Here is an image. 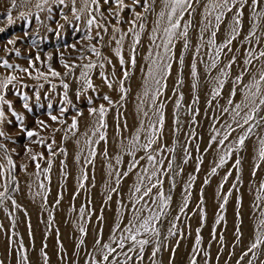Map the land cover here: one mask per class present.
Wrapping results in <instances>:
<instances>
[{
  "label": "rangeland",
  "instance_id": "rangeland-1",
  "mask_svg": "<svg viewBox=\"0 0 264 264\" xmlns=\"http://www.w3.org/2000/svg\"><path fill=\"white\" fill-rule=\"evenodd\" d=\"M151 2L152 0H148V3ZM38 3L41 4V8L36 7ZM85 3L86 0H75V4L73 0H65L63 5L58 2L53 3L52 0H49L47 4H43L42 0H16V7L13 8L12 0H0V29H4L0 32V78L10 74L20 78L14 82L15 86L9 85L8 89L3 90L2 93L5 99L11 102L12 109H8L7 105H0L6 117L5 122L0 124V130L11 137V140L0 138V142L6 145L16 165L15 169L9 173L6 160L0 154V164L5 165L4 173L0 175V191H4V186L7 185V195L16 201V205H13L11 200H5L3 205H0V262L19 264L21 253L24 251L30 259L34 246L37 244V246L40 245L41 264H45L44 253H47L48 242L52 241L55 245L53 252L63 257L64 264H67L66 248L61 242L59 231L60 224L66 225V221L60 223L58 215L68 209L70 212L77 210L79 217L77 221L80 222L77 224L78 233L74 243L75 262L70 264H86L90 261L98 234H102L104 242H109V237L117 224L123 226L132 218L136 208L150 203L148 197L140 203H134L133 196L142 195L143 187L141 193L134 194L131 189L137 176L142 173V169L147 167L150 172L151 165L146 160L140 159L145 156L143 151L136 152L133 156L128 154L126 146H129V141L137 134L140 137L139 142L146 143V137L151 132L149 124L152 123L156 126L158 137V144L153 147L163 149L162 152L154 154L158 159L164 160L158 177H153L152 182H155L157 178L163 180V191L166 195L172 196L170 208L167 210L170 214L163 225H157L161 228L160 239L163 244L155 257L156 264H190L193 259V249L196 248L197 229H200L201 236V244L196 248L195 256L198 264H238V262L239 264H249V262L264 264V245L251 252L248 251L256 236L264 234V226L261 225V221H264V160L259 157L260 142L264 139V120L260 118L264 117V111L256 114V118L250 121L249 125H244L245 129L251 126L252 132L242 147L237 143L239 135L242 134L241 129L237 128V131L229 136L225 146H232V155L227 158L223 167L217 168L214 175L211 172L226 147L211 143L210 138L217 131L220 133L217 139L222 138L228 131L227 124H231L233 128L237 127L233 120L234 105L243 100L242 92L237 90L232 105L228 104V98L236 75L240 74L244 67L243 59L249 47L244 37L248 35L253 23L250 0L249 5L244 8L246 11L249 7L247 11L250 14H247V17L243 14L242 29L240 35L233 41V51L228 52L225 49L220 56L218 69L225 68L232 56L236 57L233 67L225 69L229 73L228 76H220L218 69L208 68L211 56L206 53H213L214 50L206 43L210 33L201 34L200 32L202 22H205L204 6L208 0L193 2L192 9L185 13L183 19H186V22L192 21L193 24L189 28L190 47L184 49L182 40H174V47L169 53L171 59L166 61L172 67L170 74L162 81L164 85L160 89L162 95L156 101L155 107L150 98L141 97L140 93L143 91L147 77L149 53L150 51L155 53L156 45L162 43L161 39H157L155 43L150 42L152 29L156 26L158 19L157 13L161 10V0H156L155 11L150 10L147 13H144L142 7L135 6V11L145 16L143 21L145 28L140 30L137 27L136 29L140 32V43L135 46V53H133V43L130 48V57L135 54L137 60L141 54L139 66L134 68L130 63L121 65L119 57L115 55L114 50L119 46L125 59L129 45L125 46V37L120 40L121 34L116 35L118 32L113 30L115 26L120 29L119 33H127V36H131L132 34L127 32L130 27L127 21L134 18L133 13L125 10L121 13V22L118 23L114 17L108 15L106 9L109 6L103 4V0H100V12L104 13L103 18L99 12L95 11L96 5L87 0V8H85ZM125 3L132 6V0H125ZM73 8L76 9L75 13ZM90 11L97 21L107 27V32L95 24L87 25ZM8 13L11 14L13 21L11 24L8 23ZM21 13L24 15L22 16ZM65 16L67 19L64 18ZM76 16L80 19L77 20ZM231 17L232 13H228L221 25L217 33V45L225 41L227 26L232 22ZM139 23L140 21H137V24ZM259 23L262 22L259 21L257 24ZM161 24H166V21H161ZM260 26L261 28L257 29V38L264 36L262 32L264 23ZM89 35L92 39H87ZM9 40H14L15 43L9 44ZM118 40H120L119 45H117ZM92 46L101 53L100 57L90 51ZM253 46L257 52L264 50V39L261 44ZM17 51L20 53L19 56L16 55ZM37 55L40 57L39 60L36 59ZM181 56L184 59L183 65L179 62ZM5 59L13 66L28 68L32 74L31 77L15 67L4 68L2 64ZM62 59L71 67V71L63 66ZM29 60L32 61V67L29 66ZM109 60L111 64L108 63ZM90 62L97 65L89 72L94 88L85 91L81 72L85 71L83 65ZM192 63L197 65L196 77L191 75ZM261 63H264V59L254 61L256 68ZM100 64L104 67H99ZM49 65L60 75L52 76ZM251 70L255 72V68ZM124 71L129 73L128 79H124ZM37 72L45 73L47 78L34 79ZM101 73L112 83L111 89L108 88ZM218 76L225 80V84L221 94L212 99L213 91L210 93L208 89L213 78ZM249 79V76L244 77L245 82ZM117 80L118 85L123 80L124 88L127 90L123 100L119 86L117 88ZM64 84L68 85L67 89L64 88ZM187 90L191 91L190 98ZM65 91H67V99L71 101L70 104L65 102ZM78 91L79 96H77ZM37 93H39V99H37ZM104 95L111 98L112 105L103 99ZM181 95L183 99L180 101V107L176 108L175 102ZM25 96L28 97L27 100L24 99ZM142 98L143 107L136 110L137 113L134 111L135 117L131 119L132 122L127 121L126 105L131 102L139 105ZM25 103L28 108H24ZM161 103L164 105L162 129L156 123L158 116L155 114ZM101 104L108 109L105 116L106 128H100L98 115L89 112L90 108H99ZM224 107H227L229 111L224 112ZM61 108H66L67 111L61 114ZM13 111L23 117L22 124L12 115ZM245 111L247 109L241 111V116ZM145 112L148 113L147 116L144 115ZM49 113L57 116L63 123L52 121ZM74 118L78 122V128L70 129ZM37 121H44L49 127L41 130ZM240 122L243 121L240 120ZM168 124L169 127H167ZM86 126L91 129V136L88 137L90 144L86 147L85 159L76 167L75 161L81 157L82 152L81 149L76 150L71 160L68 153V141L79 135L80 127ZM27 130L40 132L45 143L43 145L31 143V140L37 137L28 138ZM166 130L169 131L166 132ZM123 131L124 138L114 145L116 151L111 155L109 142L112 137L120 139ZM101 132L105 134L104 140H99ZM210 143L211 147H209ZM48 144L52 145L51 154L47 148ZM25 146L31 147L33 153H42L43 159L32 161L31 154L25 153ZM172 148L175 152L169 153L168 149ZM118 156L119 163H117ZM185 158L188 160L187 163H184ZM99 159L103 162L101 165L98 164ZM134 159L140 160L131 172H137L136 177L130 179L131 173L127 177L120 176L121 182L117 186V174L128 171ZM237 159L240 161L239 166L236 165ZM49 160L51 167L45 172L44 170L49 168ZM111 160L116 162L115 167L110 166ZM169 161L173 163L172 171H168L166 167ZM37 163L40 165L39 169L36 168ZM25 165L26 168L23 167ZM112 170H115L114 173L111 172L113 178L109 180L107 173ZM84 174L87 175L86 180L83 178ZM32 180L36 181L40 190L36 189V184L31 190ZM70 180L72 185L68 186ZM144 183L147 185L148 180L145 179ZM41 184L45 186L43 189L40 187ZM155 191L154 189L153 193ZM109 196L111 199L108 198ZM185 198L188 199V205L181 213L180 206ZM28 203L36 204L44 212L39 217L40 209L34 211L39 218V225L41 224L37 236L31 228V217L27 211ZM82 207L85 209L83 218L80 215ZM177 215L180 219L174 221L176 227L173 229L176 235L169 236L170 221H173ZM221 217L222 219H219ZM218 219L219 222H217ZM81 227L86 230L85 233L80 231ZM89 229H91L93 241L86 252L84 244ZM153 247L154 245L146 247L142 264H152ZM5 250L8 257L6 261L3 258ZM245 252L248 254L241 260L240 257ZM14 253L15 259H11ZM79 257H81L80 262H77ZM116 259L122 261L124 257L120 255ZM134 264H141L135 255Z\"/></svg>",
  "mask_w": 264,
  "mask_h": 264
},
{
  "label": "snow or ice",
  "instance_id": "snow-or-ice-1",
  "mask_svg": "<svg viewBox=\"0 0 264 264\" xmlns=\"http://www.w3.org/2000/svg\"><path fill=\"white\" fill-rule=\"evenodd\" d=\"M43 4H47L49 0H42ZM53 3H59L63 5L65 0H52ZM91 4L96 5L95 11L99 12L101 17H104V13L100 12V0H90ZM193 2L199 3V0H161V10L157 13L158 19L156 21V26L152 29V34L150 36V42L155 43L157 39H161L162 43L157 44L156 48L163 49V54L160 51L155 52L156 59L151 60V66L147 70V79L145 80L144 84V97H148L153 102V106H156V101L158 100L159 96L162 95L160 89L164 85L162 81L166 79L167 75L170 74V70L172 65L167 63L166 61L171 59L169 53L172 51L174 47V40L175 41H183L184 49H188L190 47L189 43V28L193 26L192 21H188L182 24V20L184 19V15L188 12L189 9H192ZM251 7H252V25L249 30L247 36L244 37V40L249 45L243 59V65L240 74L236 75L235 80L233 81V87L229 92L228 104H233V98L237 94V90L239 89L242 92L243 100L241 103H237L234 105L235 111L233 120L236 123V128H233L231 124H227L226 128L228 131L222 136V138L217 139L220 133L217 131L215 135H213L210 140L211 143H215L218 146H225V141L229 139V136L232 133L237 131V128L242 130V134L239 135L237 143L239 146H243L245 140L248 139L249 135L252 132V127H248L247 129L244 128V125H249L250 121H253L256 118V114L260 111H264V63H261L258 68L255 67L254 61H259L264 59V50L259 52L256 51V48L253 46L261 44L262 39L264 36L257 38L256 33L257 29L261 26L256 24V20H260L264 23V0H250ZM73 4H75V0H73ZM103 4L108 5L109 7L106 9L109 16L114 17L117 22H121V13L125 10H128L133 13L134 18L129 23L130 27L128 28L127 32L133 35V53H135V46L140 43V32L136 31L137 27L140 30L145 28V24L143 21L145 20V16L135 11V6H139L143 8L144 13L151 11H155V4L156 0H152L151 3H148V0H132V6H129L125 3V0H103ZM249 5V0H208V3L204 6V21L202 22V26L200 28L201 34L204 32H209L210 37L207 40V44L211 46L214 50L213 53H206V55H210V63L208 64V68L210 69H218V65L220 64V56L222 55L223 51L227 49L228 52L233 51V41L237 39L240 35V30L242 29V18L244 14V8ZM12 7H16V0H12ZM37 8H41V4L36 5ZM261 8L259 12L256 11L257 8ZM85 8H87V0L85 3ZM51 10V9H49ZM84 11V9H81ZM73 12H76V9L73 8ZM228 13H232L231 17V24L227 26L228 32L225 37V41L219 45H217V33L221 29V25L224 23L225 18ZM23 16L24 14L21 13ZM90 18L87 20V25L92 26L96 25L99 28H102L104 32H107L108 29L105 27L104 24H101L97 21L95 15H92L91 11L89 12ZM211 17V18H210ZM67 19V17H64ZM76 19L79 20L80 17L76 16ZM137 21H140L137 24ZM161 21H166V24H161ZM214 21V22H213ZM13 21L11 19V14L8 13V23L11 24ZM113 30L115 32H120L119 28L113 26ZM4 31V29H0V32ZM264 32V29H262ZM161 34V35H158ZM99 35V33L97 34ZM127 33L121 35L120 40L124 39V36ZM87 39H92V36H87ZM120 40L117 41V45L120 44ZM201 40H203V36L201 35ZM15 43L14 40H9V44ZM35 44V41H33ZM199 49H197L198 51ZM90 51L95 53L96 56L100 57L101 53L97 51L95 46L90 48ZM115 55L119 57V62L121 65L125 64V60L123 55L121 54V48L118 46L115 50ZM16 55L19 56L20 53L17 51ZM152 56V52L150 51L149 57ZM37 60L40 59L39 55L36 57ZM51 59V56H49ZM130 64L134 68L137 60L135 54L130 57ZM180 64H184V59L180 57ZM61 63L66 69L71 71V67L61 60ZM111 64V60L108 61ZM236 63V57L232 56L229 60V63L225 65V68H219L220 76H228L229 73L225 69H231L233 65ZM2 66L7 69H13L14 67L18 69L22 73H26L31 77V72H29L28 68H21L19 65L13 66L10 64L6 59L3 60ZM29 66L32 67V61L29 60ZM255 68V72L251 70V68ZM97 65L95 63H88L83 65L85 71L81 72V79L83 80V87L84 90L93 89L94 85L92 79L89 76V72L96 68ZM99 67L103 68L104 65L100 64ZM49 72L52 76H59L60 73L54 71L51 66L49 65ZM115 75V73H113ZM191 75L193 77L197 76V65L196 63H192L191 65ZM102 78L104 79L105 83H107L108 88H112L113 85L111 82L107 80V77L101 73ZM249 76L250 79L245 82L244 77ZM40 77L47 78L45 73L37 72V75L33 77L34 79H40ZM124 79H128L129 73L127 71L123 72ZM20 78L16 75L10 74L3 76L0 78V105H7L8 109H12V104L9 100L5 99V96L2 94L3 90L8 89L9 85H14V82H17ZM216 81V86L213 88L212 99H215L217 96L221 94V91L224 87L225 80L220 79V77L213 78ZM180 83L182 84L183 81L181 80ZM43 85H41L42 87ZM195 87V85H193ZM64 88L67 89L68 85L64 84ZM119 91L121 92V99L125 98V93L127 90L124 88L123 80L119 82ZM151 92V96L149 93ZM79 91L77 92V96H79ZM65 102L71 103L70 100L67 99V91L64 94ZM25 100L28 99L27 96L24 97ZM37 99H39V93H37ZM103 99L108 102L109 105L113 104V101L108 95H104ZM183 99L181 95L180 98L175 102L176 108L180 107V101ZM211 103V101H209ZM243 105V109H247L244 112L243 116H241V111ZM51 107V105H49ZM164 105L161 103L159 105L158 111L155 113L158 116L157 124L162 129L164 124V117L162 114V109ZM24 108H28L27 103L24 104ZM67 111L66 108H61L60 112L63 114ZM108 109L105 108L103 104L99 106V108H90L89 112L93 115H98L99 117V127L106 128L107 125L105 123V116L107 114ZM224 112H228L229 109L227 107L223 108ZM12 115L16 117L18 121L23 123V117L19 115L17 112L13 111ZM50 118L54 122L63 123L57 116L51 115L49 113ZM145 116L148 115L147 112L144 113ZM240 118V119H237ZM264 120V117L260 118ZM6 120L5 111L3 107H0V124L4 123ZM240 120L243 122L241 123ZM178 122V121H177ZM41 130L47 129L49 127L44 121H37ZM78 122L74 118L70 129H77ZM149 128H151V132L148 137H146V143L141 144L139 134H137L132 140L129 141V146H126L127 152L130 155L135 156L136 152L143 151L145 156L140 157V159H144L147 161L149 165H151V171L147 167L142 169V173L137 176V180L133 183L131 191L135 193H141V189L143 187L142 195L139 197L133 196L134 203H140L145 197L149 198L150 203H146L141 205V207L136 208L133 212V216L131 219L127 221L126 224H117L116 228L113 230V234L109 237V242H104L102 234H98L94 246H93V255L92 259L86 264H134V255L141 261V264L144 260V253L146 247L150 245H154L153 250L151 252L152 264H156L155 257L157 253L160 252L163 241L160 239L162 233L161 228L157 225H163L165 219H167L168 215L170 214L167 211L170 208L172 202V196L166 195L163 191V180L157 178L155 182H152L153 177H158V173L161 170L160 166L164 164V160L158 159L154 153H160L163 151L161 148H154V145L158 144V137L156 133V126L152 123L149 124ZM23 130V129H22ZM95 134V132H94ZM26 135L28 138L37 137L35 140H31L33 144H40L43 145L45 143L44 138L40 136V132L35 130H27ZM0 138L11 140V137L7 135V133L3 130H0ZM105 134H99V140H104ZM14 142V141H13ZM54 142V141H53ZM211 143L209 147H211ZM261 146L259 148V157L261 160H264V139L260 142ZM226 150L223 151V154L219 156V161L216 167H213L211 172L214 175L218 167H223L226 163L228 157L232 155L233 148L232 146H225ZM48 151L52 153V145H47ZM169 153H174L175 149H168ZM25 153L31 154L30 159L32 161H36L38 159H43L42 153H33V149L31 147L25 146ZM185 153H187V149H185ZM0 154H2L3 158L6 160V165L9 173L15 169L16 165L12 159V156L9 155V150L6 145L0 142ZM92 155L94 156L95 153L93 152ZM105 155L107 152L105 151ZM175 157H173L174 159ZM120 162V157H117V163ZM187 158L184 159V163H187ZM49 168L45 169L44 171L47 172L50 170L51 161H48ZM140 163L139 159H134L133 163L129 166L128 171L124 173L117 174L116 184L119 186L121 180L120 176L127 177L129 173L133 171L134 168ZM240 161L236 160V165L239 166ZM23 167H27L26 165ZM167 170H173V163L169 161L167 163ZM36 168L39 169V163L36 164ZM5 169L4 164H0V175H3ZM182 171V169H181ZM146 174V175H145ZM255 174V173H253ZM39 175V173H37ZM231 175V173H228ZM83 178L86 180L87 175L84 174ZM145 179L148 180V184L145 185ZM194 179V177H191ZM226 179V177H225ZM207 183V181H205ZM222 186V185H221ZM43 189L45 186L43 184L40 185ZM83 187V184H81ZM173 187H174V178H173ZM156 190L153 193V190ZM112 191H116V189H112ZM8 187L7 185L4 186V191H0V205H3L5 200H11L13 205H16V201L11 198L10 195H7ZM111 199V196L108 197ZM59 203V201H57ZM225 203H227V198H225ZM188 205V199L185 198L183 204L180 206V212L183 213ZM223 207V205H221ZM85 214V209L82 207L80 209V215L83 218ZM180 216L177 215L173 218V221H170L171 227L168 229L169 236L176 235V232L173 229L176 227L174 223L175 220H179ZM203 219V217H202ZM219 219H222L219 218ZM219 219L217 222H219ZM261 225L264 226V221H261ZM80 231L85 233V229L81 227ZM200 229H197V235L195 239L196 248H198L201 244V236L199 234ZM167 239V237H165ZM115 245V246H113ZM264 245V234H259L256 236L255 241L251 244L250 248L248 249L251 252L253 249L258 248L259 246ZM23 248V245H21ZM196 248L193 249V259L190 261V264H198L195 256H196ZM119 250V251H118ZM248 253L245 252L241 255L240 259L242 260L244 256ZM123 255L124 259L118 260L116 259L117 256ZM111 257V259H110ZM44 261L45 264L48 262L47 253H44ZM2 264V262H0ZM19 264H31V261L26 253V251L21 253ZM239 264V262H238ZM250 264V262H249Z\"/></svg>",
  "mask_w": 264,
  "mask_h": 264
},
{
  "label": "bare ground",
  "instance_id": "bare-ground-1",
  "mask_svg": "<svg viewBox=\"0 0 264 264\" xmlns=\"http://www.w3.org/2000/svg\"><path fill=\"white\" fill-rule=\"evenodd\" d=\"M249 9V7L246 9V11H244V16H246L247 17V14H250V12H248L247 10ZM261 10V8H259L258 7V12ZM251 11V10H250ZM155 17V16H154ZM260 20H258L257 22H255L256 24L259 22ZM182 24H184V23H186V19L185 20H182V22H181ZM259 25H262V23H259ZM261 28V27H260ZM259 28V29H260ZM118 34H123V33H117L116 35H118ZM125 37V39H124V44H125V46H127V45H129V50H128V53H127V57L124 59L125 60V65H129V61H130V48H131V46H132V43H133V36L131 35V36H127V35H125L124 36ZM161 44V43H160ZM151 45V44H150ZM156 51H160L161 52V54H163V52H162V48H160V49H157L156 48ZM155 51V52H156ZM140 56H141V54H139V57H137V63H136V66L135 67H138L139 66V62H140ZM176 56H177V54H176ZM152 59H156V56H155V53H152V56L148 59V68L151 66V60ZM138 64V65H137ZM145 65V64H144ZM146 67V66H145ZM147 76V75H146ZM146 79H147V77H146ZM212 83L210 84V87H209V91H210V93H211V91H213V88L215 87V85H216V81L213 79L212 81H211ZM132 84V83H131ZM118 80H117V88H118ZM133 87H131V89H132ZM113 92V91H112ZM143 93H144V87H143V91L140 93V95H141V97H143L144 95H143ZM187 93H188V95H189V98H190V96H191V91L189 90H187ZM113 94H115L114 92H113ZM146 99V98H145ZM137 102V101H136ZM142 102H143V98H142V100H141V103H139V105H138V103H136L135 105L131 102V104L130 103H128L127 105H126V107H127V109H126V119H127V121H129V122H132L131 121V119H133L135 116V112L134 111H136V110H139V109H141L142 107H143V104H142ZM133 107H136L135 109H133ZM141 111V110H140ZM134 112V113H133ZM136 113H137V111H136ZM138 115H139V113H138ZM168 115H169V113H168ZM168 117V116H167ZM168 123V122H167ZM167 127H169V124H168V126ZM66 128V127H65ZM90 128L88 127V126H86V127H80V133H79V135L77 136V137H75L74 139L72 138L71 140H69L68 141V153L70 154V159L71 160H73V157L75 156V152H76V150H80L81 149V152H82V155H81V157H79L78 158V160L77 161H75V166L77 167V166H79V164L85 159V157H86V152H87V149H86V147H88L89 146V144H90V140H89V138L88 137H90L91 136V129L89 130ZM169 130H166V132H168ZM240 133H242V130L240 131ZM124 131H123V133L121 134V138L120 139H116L115 137H112L111 138V141L109 142V148H110V153H111V155H113L114 153H115V151H116V149H114L115 147H114V145L115 144H118V143H120L122 140H123V138H124ZM80 152V151H79ZM101 163H103L102 162V160L101 159H99L98 160V164L99 165H101ZM116 162H114V160L112 161L111 160V163H110V166H114V164H115ZM115 167V166H114ZM114 171L115 170H112V171H110L109 173H107V176L109 177L108 179L109 180H111L112 178H113V175H112V173H114ZM112 172V173H111ZM136 175H137V172H133V173H131L130 175H129V178L130 179H133L134 177H136ZM71 182H72V180H70V182H69V185L68 186H70V185H72L71 184ZM34 184H36L37 185V188L36 189H39V185L36 183V181H34V180H32V183H31V190L33 189V187H34ZM40 190V189H39ZM38 209H40V212L41 213H39L38 215H39V217H40V215L42 216L43 215V210H41V208L40 207H38V206H36V204H34V203H28V206H27V211H28V213H29V215H30V217H31V228L34 230L33 231V233H34V235H38V231H39V229H41V224L39 225V218H38V216L36 215V212H34V211H37ZM65 213V215H63ZM63 215V216H62ZM59 216V221H60V223H64L65 221H66V225H63V224H60V234H61V242L64 244V248H66V256H67V264H70V262L71 263H73V262H75V256L73 255V251H75V248H74V243H75V239H76V236H77V233H78V227H77V224H79L80 222L79 221H77L78 219H79V217H78V214H77V210L75 211H71L70 212V210L68 209V211H64V212H62V214H59L58 215ZM79 222V223H78ZM42 233V232H41ZM28 240V239H27ZM26 240V241H27ZM42 240V239H41ZM92 239H91V229H89L88 230V234H87V238H86V241H85V244H84V248H85V250H86V252L88 251V249L91 247V243H92ZM40 242V241H39ZM28 243V241L26 242V244ZM29 246V244H27V247ZM40 246V245H39ZM39 246H37V244H35V246H34V250H33V252L31 253V256H30V261H31V263H39V264H41V260H42V258L40 257V247ZM54 247H55V245L52 243V241H49L48 242V249L46 250V252H47V255H48V257H49V262H48V264H64V258L63 257H61L60 255H58V254H56V252L54 251L53 252V250H54ZM53 252V253H52ZM7 252H6V250H5V252H4V255H3V258H4V260L6 261L7 260ZM11 259H15V253H14V255L12 256V258ZM81 259V257H79V259H77L76 261L78 262L79 260ZM61 260V261H60ZM80 262V261H79ZM11 264H12V262H11Z\"/></svg>",
  "mask_w": 264,
  "mask_h": 264
}]
</instances>
